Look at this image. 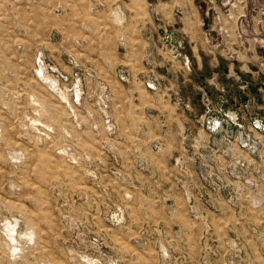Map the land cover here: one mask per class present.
<instances>
[{"label": "rangeland", "instance_id": "1", "mask_svg": "<svg viewBox=\"0 0 264 264\" xmlns=\"http://www.w3.org/2000/svg\"><path fill=\"white\" fill-rule=\"evenodd\" d=\"M0 264H264V0H0Z\"/></svg>", "mask_w": 264, "mask_h": 264}, {"label": "built area", "instance_id": "2", "mask_svg": "<svg viewBox=\"0 0 264 264\" xmlns=\"http://www.w3.org/2000/svg\"><path fill=\"white\" fill-rule=\"evenodd\" d=\"M238 120V119H237ZM205 123L207 125V128L210 130V132H216L218 130H223L226 137L230 140L234 137V126L239 125L238 122H235L231 119V117L227 116V118H223L220 115H210L205 118ZM259 128V126H256ZM241 146L246 147L247 145H250V148L253 149V146L251 147V144L249 143V140L246 137H241Z\"/></svg>", "mask_w": 264, "mask_h": 264}, {"label": "crops", "instance_id": "3", "mask_svg": "<svg viewBox=\"0 0 264 264\" xmlns=\"http://www.w3.org/2000/svg\"><path fill=\"white\" fill-rule=\"evenodd\" d=\"M171 13H172V12H171ZM169 16H170V13L166 15V18H168L167 21H168V23H170V25H171V23H172V22H171L172 18H170ZM142 22H143V20H141V23H142ZM139 26H140V25H139ZM139 26H138V27H139ZM142 29H143L142 27L137 29V31H138V32H137V38H138V39H136V40H140V39H141V37H142L141 30H142ZM138 33H139V34H138ZM111 35H112V34H111ZM53 86H54V85H53ZM194 99H195V98H194ZM195 101H196V99H195Z\"/></svg>", "mask_w": 264, "mask_h": 264}, {"label": "bare ground", "instance_id": "4", "mask_svg": "<svg viewBox=\"0 0 264 264\" xmlns=\"http://www.w3.org/2000/svg\"><path fill=\"white\" fill-rule=\"evenodd\" d=\"M43 74V73H42ZM53 83V82H52ZM50 81H49V84L51 85L52 84Z\"/></svg>", "mask_w": 264, "mask_h": 264}]
</instances>
